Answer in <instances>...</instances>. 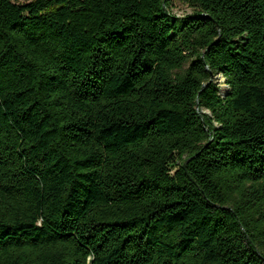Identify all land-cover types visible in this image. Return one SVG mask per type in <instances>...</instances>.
I'll return each mask as SVG.
<instances>
[{"label": "trees", "instance_id": "16d2710c", "mask_svg": "<svg viewBox=\"0 0 264 264\" xmlns=\"http://www.w3.org/2000/svg\"><path fill=\"white\" fill-rule=\"evenodd\" d=\"M19 1L0 264H264V0Z\"/></svg>", "mask_w": 264, "mask_h": 264}, {"label": "rangeland", "instance_id": "374dc122", "mask_svg": "<svg viewBox=\"0 0 264 264\" xmlns=\"http://www.w3.org/2000/svg\"><path fill=\"white\" fill-rule=\"evenodd\" d=\"M30 1L31 0H21L19 1V3H27ZM171 1H172L171 11L175 16L179 18H183V17L193 14L194 12L193 9L183 4L180 0H171ZM214 81L216 85L218 86L222 97H225L229 91V87L225 83V79L220 75L216 77ZM205 113H208V112H205Z\"/></svg>", "mask_w": 264, "mask_h": 264}, {"label": "water", "instance_id": "95a60500", "mask_svg": "<svg viewBox=\"0 0 264 264\" xmlns=\"http://www.w3.org/2000/svg\"><path fill=\"white\" fill-rule=\"evenodd\" d=\"M192 159H189L184 165H183V169L184 171L187 172V164L191 161Z\"/></svg>", "mask_w": 264, "mask_h": 264}]
</instances>
